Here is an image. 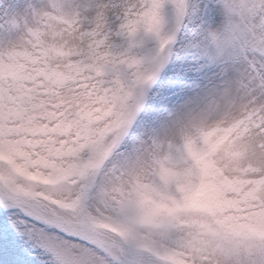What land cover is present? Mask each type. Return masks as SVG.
<instances>
[{
    "label": "snow or ice",
    "instance_id": "6c2138e0",
    "mask_svg": "<svg viewBox=\"0 0 264 264\" xmlns=\"http://www.w3.org/2000/svg\"><path fill=\"white\" fill-rule=\"evenodd\" d=\"M0 264H264V0H0Z\"/></svg>",
    "mask_w": 264,
    "mask_h": 264
}]
</instances>
